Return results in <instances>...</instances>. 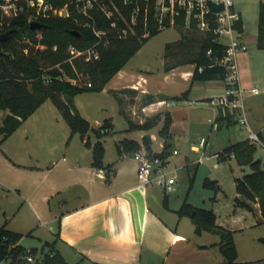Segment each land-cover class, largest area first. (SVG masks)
Segmentation results:
<instances>
[{"label":"crops","instance_id":"0c3cea01","mask_svg":"<svg viewBox=\"0 0 264 264\" xmlns=\"http://www.w3.org/2000/svg\"><path fill=\"white\" fill-rule=\"evenodd\" d=\"M254 2L258 3L259 0H254ZM250 3L251 0H233V7L240 14L241 31L238 30V36L242 40L245 37L244 18ZM182 28L183 31L189 29L185 26ZM178 40L180 39L172 42ZM257 49L263 50L258 47ZM246 50L239 53L238 58L240 84L246 90L258 85L260 92L244 94L242 109H237L236 113L244 116L245 124H242L238 130L239 138L228 144L245 139L250 132H256L264 143V72L256 68L252 74H245V67H249L250 62L256 56L255 52ZM172 53L171 51L166 53L165 50L163 54V82L160 85H164L165 81L171 85H178L177 76L179 75L178 82L184 81L185 83L183 82V88L178 93L160 92L158 91L160 85L157 86L158 89L156 88L157 92H152L154 85L149 87L148 78L150 70L144 71V74L143 72L135 74L126 71L124 67L112 76L102 90L107 89L115 95L119 100V106L122 100H127L128 112L132 110L131 112L134 113L133 107L139 105L141 112V115L137 117L139 123L152 116L158 115L159 117L163 112L159 111V108L166 105L168 100L170 103H180L189 99L199 102L209 101L210 97L223 93L225 88L223 80L192 79L195 64L181 62L183 60L182 48L176 51V54L180 55L179 59L166 63L167 56L172 57ZM262 61L264 67V58ZM197 84L201 88H197ZM198 89L204 94H196ZM120 94H132L134 100H130L132 96L129 100L122 99ZM74 97L75 109L88 121L89 118L76 105ZM45 100L11 134L3 138L0 144V197L4 196L10 203V200L21 202L18 214L25 206L33 215L31 222L28 221L26 224L27 218L25 220L20 218L17 224L27 229L31 228V224L36 227L40 226L49 234L54 235L55 248L67 264L222 263V254L217 244L220 241L219 235L205 229L199 234L195 233L192 220L188 216L175 215L178 208L169 207L167 192L153 184L139 183L136 176L137 163L133 158L134 152L123 149L121 152L118 151L123 139L134 140L140 144L141 148H145L144 142L146 141L151 150L155 151L152 146L154 135L148 133V129L134 128L141 132L140 139L127 136L114 139L115 153L110 156L106 154L107 144L104 140L105 135L113 132V124L109 117L104 118L96 126L88 121L90 127L94 129L108 121L106 133L101 137L88 131L81 139L78 133L70 134L68 126L69 135L65 134V137L70 140L56 142L57 144L51 143V140H47L51 137L48 125L41 124V122L29 124L32 119L38 120L36 112L39 111L42 116L46 113L45 110L40 111ZM215 108L212 119L208 118L211 126L215 125L217 129L231 126L232 124L227 125L226 121L218 119L220 111L217 107ZM119 112L128 117L127 112L125 113L121 107ZM8 113V110L0 109V128ZM166 116L170 117L167 135L169 137L172 123L169 110L165 111L164 118ZM134 129L128 127L125 130ZM63 135L61 131L60 138ZM2 136L0 132V138ZM201 138L205 139L202 146L200 145ZM37 139H41V142ZM86 141L89 145L85 144ZM97 141H100L104 147L103 165H108L105 169H98L92 165V146ZM38 145L45 146L42 154L35 149ZM193 147L195 149L205 148L206 137L201 136L197 146ZM173 150L169 153L165 152L168 162V156L173 154ZM221 150L215 152L219 160H222L218 156ZM157 152L161 150L154 153ZM225 160L235 161L233 157ZM216 184L219 187L217 191H219L220 186L217 182ZM236 196L238 194L235 191L234 198ZM212 198L215 199V194ZM188 203L201 207L191 202ZM248 204L249 207H243L234 202V205L244 210L233 213L226 219H221L215 214L216 225L234 233L236 229L245 227V219L251 213L254 217L264 221L258 203L248 202ZM155 205L160 211L154 208ZM235 209L236 207L233 208L234 212H236ZM1 211L5 215L6 210ZM2 224L7 225V220ZM6 228L22 234V237L31 232L30 230L22 232L20 228L9 226V224ZM203 236H208L209 241H200ZM20 241L21 239L19 243ZM214 249L217 250L216 254H214Z\"/></svg>","mask_w":264,"mask_h":264},{"label":"trees","instance_id":"16d2710c","mask_svg":"<svg viewBox=\"0 0 264 264\" xmlns=\"http://www.w3.org/2000/svg\"><path fill=\"white\" fill-rule=\"evenodd\" d=\"M111 1L117 5L120 14L129 21L135 2L123 5L122 0H102L108 8H112ZM153 1H137L139 11L134 25V34L128 33L125 38H111L108 44L98 47V59L87 62L80 58L69 61L67 47L73 44L83 49L96 41L91 28L83 25L87 21L93 20L98 27H108L111 19L107 18L97 6L90 9L91 19L77 13L71 5H68L67 17L40 16L36 19L40 23L37 29L30 27L29 12H24L11 20L10 25L5 29L10 31L9 35L5 40L0 41V109L9 111L0 128L3 135L0 138V144L3 138L11 134L47 98L60 111L70 128V134L78 133L81 139L88 131H92L98 137L103 136L106 133L108 121L99 128H91L88 121L75 109L73 97L82 92L100 91L130 57L150 37L159 32L157 21L153 17ZM51 3L55 7H62L67 4V0H51ZM145 15L146 24L144 23ZM240 22L241 20L237 22L236 28L241 31ZM118 23L121 27L125 26L121 17ZM169 26L167 23L166 27ZM174 26L184 27L183 15L175 18ZM195 30L197 29L194 25H191L189 29L182 32L180 40L167 43L165 49H170L174 45L182 48L181 62L195 64L192 79L224 81V68L220 65H211L215 54H223L222 45L211 41L210 33L196 34ZM38 31L41 32L40 39L36 37ZM72 31L75 32L72 33ZM145 33L147 35H144ZM256 46L264 49V0L258 2ZM208 49L211 50L209 55L206 54ZM186 59L187 61H184ZM48 67L52 68L47 69ZM61 69L70 77H74L75 72L87 75L90 86L73 84L67 79L60 78ZM218 119L226 121L227 125L236 122L232 114L222 115L219 112ZM152 125L150 121H145L136 125V128L148 129ZM169 125L170 117L166 116L159 130L161 136L168 135ZM144 143L145 149L151 153L148 142ZM85 144L89 145L87 141ZM140 148V144L136 141L123 139L118 151L121 152L123 149L135 152ZM255 151L256 144L245 138L228 144L218 153V156L222 160L233 157L238 165L249 166L251 170L249 173L235 178V191L238 196L234 198V201L243 207H249L248 202L258 203L264 220V160L255 158ZM155 154L165 158V145L161 152ZM103 156L104 147L100 141H97L92 146V165L98 169L107 168L108 165H103ZM203 186L215 192L219 188L215 180L208 178L204 179ZM176 212L179 216H188L192 220L195 233L199 234L203 229L217 233L220 237L217 244L223 256L221 264L235 263L237 252L233 232L216 225L213 210L195 207L184 200ZM21 237L22 234L7 229L5 224L0 225V262L7 258L24 256L25 250L19 243ZM44 245L48 250L43 253L40 264H67L55 248L54 241L45 242ZM22 260L23 258L19 261Z\"/></svg>","mask_w":264,"mask_h":264},{"label":"rangeland","instance_id":"374dc122","mask_svg":"<svg viewBox=\"0 0 264 264\" xmlns=\"http://www.w3.org/2000/svg\"><path fill=\"white\" fill-rule=\"evenodd\" d=\"M99 1L103 8L107 10V4L103 3L102 0ZM136 4L137 5L134 6L135 9L134 7L132 9L131 15L133 14L137 20L139 5L138 2ZM51 17L57 16L52 15ZM257 18L258 3L254 2V0H251L248 11L244 18L245 37L243 38L247 48L246 51L255 52L256 56L250 62L249 67H245V74H252L253 70L255 71L256 68H259L264 72V67L262 65L264 49L258 50L255 46ZM76 21L79 22L77 19ZM83 25H86V23ZM182 32L183 28H178L176 26H169L159 30L157 34L150 37L147 42L144 43L133 56L130 57L123 67L126 69V71L135 74L142 72L144 74V71L150 70L151 73L148 75L149 87L154 85L152 92H157V86L163 82V54L166 50V44L177 39H181ZM194 32L196 34H201L199 30H195ZM38 33L41 32L38 31L37 34ZM130 34L134 33L131 32ZM179 49L181 48L174 45L170 49L166 50V53H169L170 51L172 53L175 51L174 54L172 53V57L167 56L168 60L166 63H170L174 59L180 58V55L176 54V51ZM241 52L242 51L238 52L237 63L239 53ZM50 68L52 67H48L47 69ZM59 77L62 79L70 78L73 84L77 85H83L89 81V77L87 75L75 72L74 77H70L63 69H61ZM177 78L178 85H171L169 82L165 81L164 85L159 86L158 91H162L167 94L178 93L183 88L182 84L185 82H178L180 79L179 75ZM251 87H256L260 92L258 85ZM197 88L201 87L198 85ZM196 94L204 93L198 89ZM120 96L122 99L128 100L129 97L132 96L130 100H134V96L132 94H120ZM74 100L79 109L89 118L88 121L91 125L96 126L98 123H101L104 118L108 117L110 121H112L113 132L104 136V140L107 144V156L113 155L115 153L114 139L116 140L118 138H124V136L140 139L141 132L137 129H134L136 128V125L141 124L138 122L139 119L137 118L139 115H141L139 105L133 107L134 113L131 112L132 110L128 112V107L126 104L127 100H122L121 105L119 106V100L107 89H101L100 91L92 92H82L77 94L74 97ZM137 103L140 104V102ZM120 107L125 113L127 112L128 117L123 116L119 112ZM40 109V111L45 110L46 113L42 116L40 115L39 111L36 112L38 120L31 118L32 120H30L31 122H29V124H37L41 122V124L45 123V125H48L49 130L51 131V137L47 140H51V143L54 142L57 144L63 140V142L66 140L69 141L70 139L65 137V134L69 135L68 125L53 102L50 99H46L45 103ZM164 110H169L172 116L169 137H163L159 134V130L162 128L164 123ZM159 111H163L159 117H157L158 115L152 116L151 118L143 120V122L150 121V123H153V125L148 128L147 132L154 135L152 146L155 151L162 150L163 145H165V152L169 153L173 149L177 150L178 152L176 155L171 154L168 156L169 162L165 168L168 176L175 177L173 189L170 192H167L169 197V207L179 209L183 201L186 200L197 206H201L202 208L212 209L213 212L221 219L229 218L233 215V213H239L238 211L240 210L243 211L244 209H242L240 206L234 205V178L240 177L245 173H249L251 170L249 166H240L234 160H219L215 155V152L221 150L223 146L239 138L237 133L239 128L242 127V124L236 120V122L231 126L223 127L222 129H217L215 125L211 126V122L208 118L212 119L216 108L210 106L209 102L206 100L199 102L189 99L180 103H170L168 100L166 105H163L159 108ZM240 116V114L238 115L236 113L234 117L237 119ZM128 127L133 128L134 130H125ZM61 131L64 135L60 138ZM201 136L206 137V147L203 149H195L193 146H197ZM37 140L41 142V139ZM43 147L45 146L38 145L35 147V149L39 154H42L44 151ZM255 158H259L261 160L264 159V151L262 146L259 144L256 145ZM205 178L216 180L220 186V190L215 192L210 188L204 187L203 181ZM214 194L215 199L212 198ZM10 201L11 203L4 196L0 197V225L4 223L5 220H7L6 226L9 224V226L20 228L22 232H27V230H30L31 232L29 234H24L20 241V244L25 250L24 256H18L14 259L7 258L1 261L0 264H40L43 253L48 250L44 244L46 241L52 242L54 240V235L49 234L40 226L36 227L35 225L32 226L31 224V228L29 227L30 229H27L17 224V221L20 218H22V220L27 218V221H25L26 224L28 221L31 222L33 215L31 214L29 208L25 206L18 214L19 208L21 207V202H15L12 200ZM151 204L153 203L151 202ZM235 207L236 212L233 211V208ZM154 208L157 211H160L156 205ZM3 209L6 210L5 215L2 214L1 210ZM174 214L177 215L176 212ZM13 215L15 220H13ZM245 222V227L242 229H236V231L233 233L234 244L237 249V256L235 260L238 263L250 261H259L264 263V221L259 220L256 216L254 217L251 213L249 216H247ZM200 241L208 242L209 238L208 236H203ZM214 251V254H216L217 250L214 249ZM29 255H31L33 258V261L31 262L26 260L27 256ZM21 258H23V260L20 262L19 260Z\"/></svg>","mask_w":264,"mask_h":264},{"label":"built area","instance_id":"2783aa9c","mask_svg":"<svg viewBox=\"0 0 264 264\" xmlns=\"http://www.w3.org/2000/svg\"><path fill=\"white\" fill-rule=\"evenodd\" d=\"M137 5L138 0H122L123 5L132 2ZM148 0H145L147 2ZM68 5L79 14L92 19L90 9L97 6L102 10L110 22L107 28L98 27L95 22L87 21L96 36V41L86 48H78L70 44L67 47L68 60L80 58L83 61H92L98 59L100 45H106L111 38H125L128 33H134V25L136 17L133 14L130 20H126L119 12L117 5L111 1L112 8L104 9L99 0H67V4L62 7H55L51 0H0V33L10 25L11 20L18 17L24 12H29L28 21L36 20L40 16H57L67 17L69 15ZM219 6V7H218ZM135 9V7H134ZM137 11V10H134ZM146 14V8L144 9ZM180 15L184 16V26L194 27L201 33L211 34V41L217 42L223 47V54H215L212 58L211 65H220L225 70V88L223 93L209 98V104L219 109L222 115L232 114L235 116L237 109H242V99L245 93L257 94L259 91L256 87L248 90L244 89L240 84L239 67L237 63V55L239 51H245L246 45L244 40L238 36L236 24L240 21V14L233 7V0H154L153 1V17L157 21V29L161 30L167 26L175 25V18ZM122 18L124 25L119 26L118 19ZM146 24V15L144 16ZM144 35H147L145 33ZM38 39L41 34L36 35ZM211 50L208 49L206 54L209 55ZM201 70V67H199ZM70 82L71 79L67 78ZM73 83V82H72ZM85 85L90 86V82ZM240 124H245V118L241 115L237 118ZM250 142L259 144L264 148V143L256 132H250L246 137ZM205 142L201 138L200 145ZM177 150H173L176 154ZM136 160V176L140 184H153L162 191L169 192L173 189L175 183L174 176H168L165 171L168 161L154 152H148L145 148H141L133 153ZM28 262L33 261L31 255L27 256ZM233 264H264L259 261H250L245 263L235 262Z\"/></svg>","mask_w":264,"mask_h":264},{"label":"water","instance_id":"95a60500","mask_svg":"<svg viewBox=\"0 0 264 264\" xmlns=\"http://www.w3.org/2000/svg\"><path fill=\"white\" fill-rule=\"evenodd\" d=\"M30 27L32 29H37L40 27V23L37 21V20H32L30 21ZM75 31H72V33H74ZM10 31L9 30H6L2 33H0V41H3L7 38V36L9 35ZM78 35V32L76 33Z\"/></svg>","mask_w":264,"mask_h":264}]
</instances>
